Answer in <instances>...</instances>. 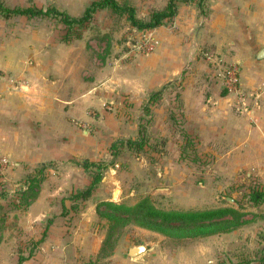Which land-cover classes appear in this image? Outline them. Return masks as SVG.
<instances>
[{"label":"rangeland","instance_id":"obj_1","mask_svg":"<svg viewBox=\"0 0 264 264\" xmlns=\"http://www.w3.org/2000/svg\"><path fill=\"white\" fill-rule=\"evenodd\" d=\"M56 1L0 0V3L10 8L55 7L66 12L60 6L62 0L57 1L60 5ZM126 1L133 5L137 17L146 19L153 9L164 7L167 0ZM204 7H207V0H203L199 7L202 14ZM177 14L176 10L173 17L155 28L137 29L125 16L103 9L69 34L65 25L53 17H4L0 14V31H6V35H0V69L3 74L43 77L37 83L43 86L44 89L40 90L46 98L52 76L59 71L61 96L59 102L49 100L48 103L43 98L44 107L52 112L45 119L52 123L54 131L41 135L45 139L53 136L58 147L54 142V147L46 148L45 139H40L42 146L35 147L32 137L28 143L32 145L28 152L44 156L38 157L42 158L39 163L25 162L26 157L20 158L19 153L25 148H14L13 145L11 149H5L0 141V243L4 239H15V246L19 247L25 242L23 239H37L27 235L19 226L27 223L28 208L39 198L43 187L57 190L53 201L55 209L57 206L62 213L69 209L64 216H71V228L83 231V234L77 233L79 239L88 238L86 233H95L96 229L104 239L106 222L95 210L99 201L108 198L117 203L134 204L143 197H149L155 206L166 210L235 206L226 200L230 197L239 203L242 211L246 210L247 219L254 217L258 221L236 234L205 239H248L250 245L254 243L252 239H264V219H259V215H264V205H254L249 196L254 189L264 190V180L260 176L264 165L215 162L217 154H224L223 149L199 143L195 140L197 136L189 134L185 128L188 118L182 112L181 93L186 84L191 89L195 87L189 84V78L200 82L197 78L203 74L210 76L211 72L207 70H211L212 65L204 54L215 49L197 43L200 37L194 31L186 37L179 36L175 28L178 27L175 22ZM157 29L165 31L159 33ZM181 38H187L186 42L192 45L189 49L192 53L197 52L203 60L191 67H173L169 73L164 58L170 62L172 53L164 46L173 43L171 46L176 48ZM176 50L180 55L179 48ZM58 59L59 69L53 70V62ZM201 64L207 65L201 68ZM8 65H21L23 73L8 71ZM165 75H168L166 81L171 78L170 82L151 84L153 78L163 81ZM138 82L137 92L135 86ZM154 92L157 95L149 100ZM66 97H75V100L68 104ZM139 136L145 140L141 150L117 142L137 140ZM187 136L192 138L193 146L186 143ZM94 162L107 166L102 170L92 195L86 200H72L73 192L90 185L96 168L84 165ZM33 177H39L36 195L26 206L21 197ZM116 239L114 252L119 246L125 249L147 239H169L176 243L136 225L124 227ZM240 244L234 242L226 248L234 249Z\"/></svg>","mask_w":264,"mask_h":264},{"label":"crops","instance_id":"obj_2","mask_svg":"<svg viewBox=\"0 0 264 264\" xmlns=\"http://www.w3.org/2000/svg\"><path fill=\"white\" fill-rule=\"evenodd\" d=\"M93 1L62 0L61 5L58 2L57 4L71 16L77 17ZM204 10L202 14L199 7L192 2L177 3L178 14L175 22L178 27L175 28L178 35L186 37L190 31H194L200 37L196 40L197 43L204 45V48L215 49V52L228 62L236 63L239 70V91L243 93V97L228 93L222 88L221 77L213 66L211 70L209 68L207 70L211 72L210 76L203 74L197 78L200 82L189 78V84L195 87L191 89L186 84L180 96L182 112L188 118L185 128L189 134L197 136L195 140L199 143L223 149L224 154H217L215 162L264 165V0H207V7H204ZM156 31L160 33L165 29ZM1 34L6 35L5 29L0 31ZM187 40L181 38L179 44L175 46L179 48L180 55H177L176 48L171 46L173 43L164 46L165 50L170 49L172 53L170 62L164 58V65L165 68H169V73L172 72L173 67H191L203 60L202 57L197 56L199 55L197 52L192 53L193 51L189 49L192 45L186 42ZM29 63L34 66L33 62ZM206 65L201 64V68ZM59 66L58 59L53 62L52 69L58 71ZM21 67V65L18 67L8 65L6 68L19 74L23 73ZM58 73L59 71L52 76L46 98L43 90H40L43 86L37 83L38 79L43 77L36 76L37 74L34 76L25 74L19 77L13 74L9 76L8 72L0 74V141L2 140L1 144L5 149H11L13 145L14 148H25V151L21 150L19 153L20 158H27L25 162L39 163L42 158L38 157H44L27 151L28 147L32 146L28 144L29 140H32L31 137L35 139V147H39L42 146L39 143L40 139L41 141L45 139L41 133L54 131L52 123L45 119V116L52 112H49L44 104L46 100L48 103L53 100L60 101ZM167 76H164L163 81L153 78L151 84L168 83L171 78L166 81ZM19 84L20 88H17ZM138 87H140L139 82L138 86L137 84L135 86L137 92ZM66 100L70 104L71 101L74 102L75 97H66ZM29 133L32 135H28ZM54 142L53 136H46V148L54 147L52 145ZM179 142L181 144V141ZM55 143L58 147V143ZM260 176L264 180V170ZM55 192L57 190L43 187L39 198L28 208L27 223H21V227L19 226L27 235L35 236L37 238L35 240L44 233V238L38 243L34 253L22 264H86L94 260L98 253L103 241L98 229L95 233H86L88 238L79 239L83 231L79 228V230L71 228L69 226L71 216H64L69 209L64 213L58 210L57 206L55 209L53 203ZM262 205L264 201L258 206ZM230 206L238 208L239 203ZM259 219H264V215H259ZM256 221L258 218L253 217L249 224L235 231L206 238L236 234L243 228L253 226ZM77 233L79 235L76 238ZM168 240L147 239L132 243L125 249L119 246L106 261L109 264H264V261H261L264 256V239H252L253 245H250L248 239L202 238L181 244ZM234 242L241 244L234 249H228ZM140 244H145L146 250L131 257L128 254L129 248ZM16 251L15 239H4L0 243V264H17Z\"/></svg>","mask_w":264,"mask_h":264},{"label":"trees","instance_id":"obj_3","mask_svg":"<svg viewBox=\"0 0 264 264\" xmlns=\"http://www.w3.org/2000/svg\"><path fill=\"white\" fill-rule=\"evenodd\" d=\"M179 2H195L201 7L203 0H167L164 7L153 9L146 19L137 17L135 8L126 0H94L77 17L71 16L55 7L46 9H36L34 7L10 8L1 3L0 14L4 17L15 15H24L30 18L53 17L65 25L69 34L76 26L82 27L98 10L109 9L114 15L125 16L130 24L137 29H152L161 25L164 20L173 17L176 14L177 3ZM156 95L157 92L151 93L149 100L155 98ZM186 138V143L189 146H193L192 138L190 136ZM117 142L139 150L145 144L144 138L140 136L137 140L128 139L118 140ZM115 145L116 143L113 146ZM84 166H95L96 172L89 186L72 193L70 197L72 200L88 199L92 195L95 185L101 179L102 170L107 165L94 162ZM41 172V169H39V174ZM38 180L39 177L31 178L30 185L23 191L21 198L24 205H29L36 195L35 187ZM249 196L254 205H259L264 201V191H259V189H254ZM95 210L98 217L106 222V233L94 260L88 261L86 264H109L107 261L105 263L102 262L114 253L116 238L120 231L128 225H136L152 230L174 240L176 244H181L213 235L229 233L250 223V220L245 218L247 213L242 211L240 205L238 208L220 206L201 210H166L155 206L149 197H143L134 204L103 200L96 204ZM43 238L44 233L38 240L29 239L21 243L16 251L18 256L17 264H22L29 258ZM31 242L33 243L31 244ZM28 245H31V247ZM261 261H264V256Z\"/></svg>","mask_w":264,"mask_h":264},{"label":"built area","instance_id":"obj_4","mask_svg":"<svg viewBox=\"0 0 264 264\" xmlns=\"http://www.w3.org/2000/svg\"><path fill=\"white\" fill-rule=\"evenodd\" d=\"M205 58L211 63L215 71L221 77L222 88L228 93H234L243 97L239 91V70L234 62H227L215 51H206ZM3 162L6 160L3 159Z\"/></svg>","mask_w":264,"mask_h":264},{"label":"water","instance_id":"obj_5","mask_svg":"<svg viewBox=\"0 0 264 264\" xmlns=\"http://www.w3.org/2000/svg\"><path fill=\"white\" fill-rule=\"evenodd\" d=\"M161 190H163V189H161ZM226 200L233 203L234 205H237L236 201L230 197H226ZM146 248H147V246L145 244L136 245V246L129 248L128 254L131 257H135V256L141 254L142 252H144L146 250Z\"/></svg>","mask_w":264,"mask_h":264}]
</instances>
